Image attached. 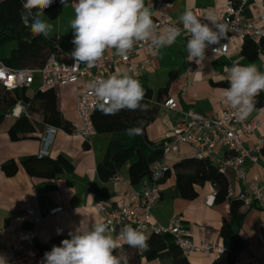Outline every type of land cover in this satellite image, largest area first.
<instances>
[{
  "label": "crops",
  "instance_id": "1",
  "mask_svg": "<svg viewBox=\"0 0 264 264\" xmlns=\"http://www.w3.org/2000/svg\"><path fill=\"white\" fill-rule=\"evenodd\" d=\"M228 1L176 0L167 4L162 0H145V6L152 12L154 22L160 17L179 22L180 16L186 10L198 8L208 17L209 14L214 15L222 10ZM77 2L78 0H68L61 7L45 9L41 16L43 21L52 25V30L46 37L57 44L58 57L62 60H70V53L75 48L71 42L74 38L71 21L75 18ZM263 6L264 0H251L248 16H258ZM188 39L189 34H181L172 45L161 47L157 55H152L149 50L140 51L137 61L148 60L149 66L138 74L130 72L125 64H119L105 72L107 78L128 72L138 79L142 86L153 90L155 102L159 91L168 87V95H165L164 99L174 98L179 111L163 108L157 119L148 126V137L157 143L169 136L166 128L174 126L181 118L182 110L192 108L206 115L216 116L226 109L228 103L223 99V89L230 84L229 74L225 69L231 68L234 61H238L242 66L254 65L259 72L264 73V55L254 60L247 59L242 54L244 40L241 38L230 43L227 55L213 53L209 45L205 50V59L200 63L188 59ZM109 54L117 55L115 49H107L100 60ZM225 82L227 84H222ZM41 84V76L37 75L33 84L26 89V93L34 96ZM86 86L87 83L80 82L67 83L58 88L59 107L72 125L79 122L78 90L85 89ZM24 113L26 105L21 101L0 124V227L15 224L23 228H33V233L24 237L20 232H3L1 236L12 255L8 264H42L44 255L39 249L41 244L49 242L52 247L60 246L62 240L71 238L69 233L75 232L82 221L83 229H89L95 223H103L101 214L96 210V203L103 202L113 207L141 185L130 183L128 167L123 168L120 179L101 178L97 167L105 158L112 139L111 133H97L87 143L63 129L58 130L50 147V156H67L73 163V171L52 179L30 175L22 166L21 158L39 153L44 129L41 125L43 114L41 111H35L30 115L37 129L35 137L13 140L9 130L15 120ZM247 118L256 120L258 127L253 134L243 138L245 145L250 149H255L258 145L263 146L258 163L247 164V178L264 184V107L253 109ZM224 152V149L216 148V153L222 155ZM189 157H194V148L183 143L179 151L169 155L168 163L174 166L178 161ZM11 160L18 165L17 171L12 175L3 169V164ZM231 185L235 195L246 189L245 184L237 181L233 175ZM161 187V200L153 209L155 223L167 225L172 217L179 216L190 228L194 242L222 246L220 230L224 219L230 215L231 203H207V198L210 195L215 196L216 193L210 182L197 186L198 196L193 200L179 196L174 170L161 183ZM60 205L65 208L62 212L52 216L47 214L49 208ZM27 209H33L39 219L35 226L21 220L22 212ZM239 211L244 215L241 228L243 246L238 251L239 264H264V208L243 203ZM107 234L114 238L110 230ZM251 258L255 260L252 261ZM188 259L192 264H213L216 257L213 253L193 252ZM129 264H170V260L137 257Z\"/></svg>",
  "mask_w": 264,
  "mask_h": 264
},
{
  "label": "built area",
  "instance_id": "2",
  "mask_svg": "<svg viewBox=\"0 0 264 264\" xmlns=\"http://www.w3.org/2000/svg\"><path fill=\"white\" fill-rule=\"evenodd\" d=\"M250 3L251 0H229L222 10L214 14L219 22L228 26V31L226 37L221 39L218 44L210 45L213 53L227 55L230 43L239 38L244 40L249 37L257 44L260 43L264 37V6L258 16L249 17L247 10ZM192 11L202 22L208 23L207 17L198 8H194ZM154 24L156 34H162L169 26L182 27L179 22L169 21L165 17H160ZM185 33L188 34L181 31V34ZM214 49H216L215 52ZM142 50H149V42L134 44L126 58L119 55H106L93 67L83 63L74 66L72 58L62 60L57 53L51 54L45 65L40 68L13 67L0 57V86L9 90L28 88L33 84L37 75H40L42 79L40 86L42 91L51 88L58 89L67 83H87L85 89L79 88L78 90L77 115L79 122L72 125V131L69 133L89 143L91 138L97 134V129L93 122L96 100L88 88V84L97 78H107L105 72L119 64H125L133 74L145 70L149 66V61H137L136 59ZM162 106L166 110L179 111L174 98H167ZM234 111L229 104L221 114L216 116H209L192 108L182 110V116L174 126L166 128L169 136L163 143V157L155 164L151 179L145 180L140 188L133 189L124 200L113 207H109L103 202L96 203V210L101 214L103 223L109 225V230L117 241L116 249L127 244L120 236V231L125 225H131L133 228H140L146 236L152 232L170 233L174 242L186 256L193 252H204L213 253L216 258H219L224 252L221 245L194 242L190 228L179 216L172 217L167 225L153 221V209L162 197L161 180L167 171L174 170V166L168 163V157L179 151L180 145L183 143L194 148L196 158L210 160L221 173L227 176L230 183V197L241 200L245 205L255 204L264 208V184L247 178V164L258 163L263 146L258 145L255 149H250L243 140L245 136L255 132L258 124L254 119L238 120ZM58 130L60 128L51 125L45 128L41 136V149L38 153L40 157L50 155V147ZM218 147L225 150L222 155L216 153ZM232 175L246 187L237 195L231 185ZM113 178L120 179V173ZM214 200L215 196L210 195L206 201L212 204ZM64 209V206H55L49 208L47 214L52 216ZM21 220L31 223L33 226L39 221L33 209L24 210ZM3 232H20L26 237L33 233V228H23L15 224L0 227V256L5 257L8 264L12 255L3 243L1 236ZM262 257L264 259V250ZM251 260L254 261L255 258H251Z\"/></svg>",
  "mask_w": 264,
  "mask_h": 264
},
{
  "label": "trees",
  "instance_id": "3",
  "mask_svg": "<svg viewBox=\"0 0 264 264\" xmlns=\"http://www.w3.org/2000/svg\"><path fill=\"white\" fill-rule=\"evenodd\" d=\"M172 4L176 0H162ZM24 0H2L0 2V47L7 42L14 41L16 47L9 57L3 58L6 63L13 67L40 68L45 65L51 54L59 53L56 43L50 41L43 34L34 36L29 27L22 24L20 13ZM68 0H66V3ZM60 0H53L47 8L61 7ZM249 10V8H248ZM247 10V14H248ZM154 22V21H153ZM242 54L249 60H254L264 55V37L259 44L252 38H245L242 45ZM222 84H227L222 83ZM146 96L142 103L149 105V110L131 111L123 109L115 115H104L97 108L93 114V122L97 133H111L105 158L98 164V172L103 180H109L121 173L125 165L129 164L128 176L133 185H141L145 180H150L155 169V164L163 157V143L150 140L147 133L148 126L157 119L163 109L165 95H168V87L159 91L158 99L152 103L153 90L143 86ZM26 89L9 90L0 86V124L7 114L19 103L24 102L26 113L15 120L9 130L11 139L33 138L36 127L30 119L35 111L43 114V132L47 126H56L67 132L72 131L71 122L64 117L59 107V94L57 88L46 91L38 90L34 96H29ZM255 107H264V91L255 97ZM141 127L142 135L130 137L125 129L129 127ZM88 143V142H87ZM21 164L26 171L36 177L57 178L63 173L74 169L71 160L60 154L56 158L50 155L40 157L38 154L26 155L21 158ZM3 169L10 175L14 174L18 165L14 160L3 164ZM176 175V188L181 198L193 200L198 196L197 186L210 182L216 189L215 203L229 201L231 211L225 218L220 230L221 242L224 252L216 258L213 264H239L238 251L243 246L241 228L244 215L239 211L243 202L229 196L230 183L226 175L208 159L189 157L178 161L174 165ZM171 174L167 171L162 182ZM148 250H139L128 244L115 249L113 254L126 255L129 262L137 257H145L148 260L160 258L170 260V264H192L188 256L184 255L179 246L174 242L173 236L168 232H152L148 236ZM44 255L52 249L49 242L39 247ZM123 263V262H122Z\"/></svg>",
  "mask_w": 264,
  "mask_h": 264
},
{
  "label": "clouds",
  "instance_id": "4",
  "mask_svg": "<svg viewBox=\"0 0 264 264\" xmlns=\"http://www.w3.org/2000/svg\"><path fill=\"white\" fill-rule=\"evenodd\" d=\"M53 0H24L20 13L21 22L29 27L34 36H47L52 25L41 19L44 10ZM65 5L66 0H60ZM208 23L202 22L193 11L186 10L179 18L182 27L169 26L162 34H156L152 12L145 6V0H78L75 4V18L71 21L75 48L70 53L74 66L81 63L93 67L105 50L115 49L116 54L126 58L137 42H149V51L157 55L161 47L176 42L185 31L190 35L186 44L187 57L200 63L205 59V50L226 37L228 26L209 14ZM214 52L216 49L213 50ZM230 86L223 89V99L235 110L238 120L246 119L255 107V97L264 91V73L254 65L242 66L234 61L226 68ZM96 100V108L104 115H115L123 109L141 112L149 110L142 103L146 90L141 82L128 72L114 74L108 78H97L88 84ZM152 103L155 102L154 98ZM128 136L142 135L141 127L125 129ZM83 221L81 222L82 225ZM78 227L70 232V239L61 241L44 253L42 264H128L126 255H114L117 241L107 233L109 225L95 223L89 229ZM59 231V230H58ZM120 236L133 248L148 250V236L140 228L125 225ZM0 264H7L0 256Z\"/></svg>",
  "mask_w": 264,
  "mask_h": 264
},
{
  "label": "rangeland",
  "instance_id": "5",
  "mask_svg": "<svg viewBox=\"0 0 264 264\" xmlns=\"http://www.w3.org/2000/svg\"><path fill=\"white\" fill-rule=\"evenodd\" d=\"M16 47V43L14 41H10L5 43L0 47V57L6 58L11 55L12 50ZM129 167V164L125 165V168Z\"/></svg>",
  "mask_w": 264,
  "mask_h": 264
}]
</instances>
